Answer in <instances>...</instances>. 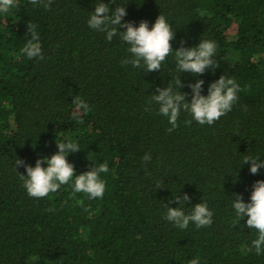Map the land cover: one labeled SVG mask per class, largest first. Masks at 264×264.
I'll list each match as a JSON object with an SVG mask.
<instances>
[{"label":"trees","instance_id":"16d2710c","mask_svg":"<svg viewBox=\"0 0 264 264\" xmlns=\"http://www.w3.org/2000/svg\"><path fill=\"white\" fill-rule=\"evenodd\" d=\"M98 2L125 7L123 21L135 26L146 20L151 28L164 15L173 50L215 41L219 66L180 73L174 51L157 72L122 66L126 42L88 26ZM28 23L43 59L21 53ZM222 75L242 89L232 110L212 125H186L192 117L181 110L169 133L159 106L149 104L156 88L180 77L176 91L190 93L187 85L203 80L206 96ZM76 96L92 110H77ZM56 140L79 143L67 156L77 175L108 164L102 199L75 193L71 183L45 198L27 195L19 178L26 169L15 160L34 167L57 152ZM247 155L264 159V0H53L47 11L14 0L0 13V264H188L195 257L264 264V254L246 252L258 235L244 227L247 217L232 223L233 193L250 202L253 183L264 180V168L252 175L241 166ZM184 193L190 202L178 205L174 195ZM200 202L213 213L210 227L179 229L164 218L165 205L187 214Z\"/></svg>","mask_w":264,"mask_h":264},{"label":"clouds","instance_id":"9594fccd","mask_svg":"<svg viewBox=\"0 0 264 264\" xmlns=\"http://www.w3.org/2000/svg\"><path fill=\"white\" fill-rule=\"evenodd\" d=\"M29 2L33 6L42 5L47 11L53 0H29ZM12 7H14V0H0V13H8ZM126 15L127 12L123 6L117 5L111 9L109 4L98 2L87 21L90 28L106 33V39L109 42L118 34L120 39L126 42L130 56L122 60V66L131 64L134 68H142L147 73L157 72L161 70L162 63L173 51L176 69L180 73L187 72L193 76H199L207 69H215L219 66L213 59L217 51L215 41L204 39L195 47L181 46L173 50L171 42L175 38V32L164 15L160 14L151 28L146 20L140 21L138 26H135L133 22L123 21ZM117 26L126 31H118ZM27 29L31 39L21 49V53L29 59H43L39 44L40 35L36 30V25L28 23ZM203 84V80L189 83L187 87L191 90L190 93L176 91L184 87L178 77L174 82H169L167 87L156 88L157 94L151 96L149 104L154 102L159 106L158 114L166 117L172 126L167 130L169 133L179 126L177 121L181 110L192 117L191 120L184 121L186 125H191L192 120L200 125H212L232 110L238 99L237 93L242 90L233 78L224 75L209 84L206 96L201 94ZM189 95H191L190 103L186 100ZM72 103L84 114L92 110L79 96H76ZM145 111H151V108L146 107ZM56 145L57 152L50 158L37 159L34 167L20 158L15 160V168L22 166L26 169V175L20 174L19 178L23 182L27 195L36 199L45 198L50 193L57 192L61 185L71 183L75 193H84L90 199H102L106 190V181L102 179L101 174L109 172L108 164L101 163L98 166L93 164L90 170L77 175L74 165L69 163L67 156L81 150L79 143L74 140L66 142L56 140ZM142 160L144 163L150 161V154H145ZM45 164L46 167L43 166ZM245 164L250 165L249 171L252 175H257L259 170L264 168V159L247 155L244 156L241 166ZM157 188H160L159 185ZM233 194L235 199L232 208L237 218L232 221L233 226L247 217L244 227L254 229L258 233L257 238L252 240L251 247H247L246 252H252L254 249L255 254H264V180H257L253 183L250 202L245 203L242 194ZM190 199L187 193L174 195V201L178 205L181 202L189 203ZM165 207L167 212L164 218L179 229H187L190 222L194 223L197 228L210 227L213 222V213L203 202L193 205L187 214L182 207H169L168 205ZM48 211H54V209L50 208ZM188 264H200L199 257L191 259Z\"/></svg>","mask_w":264,"mask_h":264}]
</instances>
